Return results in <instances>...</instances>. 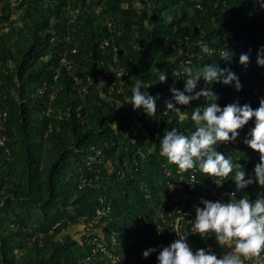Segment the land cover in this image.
<instances>
[{
	"label": "trees",
	"instance_id": "trees-1",
	"mask_svg": "<svg viewBox=\"0 0 264 264\" xmlns=\"http://www.w3.org/2000/svg\"><path fill=\"white\" fill-rule=\"evenodd\" d=\"M255 4L0 0V111L8 115L6 147L0 146V264H158L160 215L185 201L168 182L183 178L187 189L189 179L159 155L160 141L173 127L185 135L194 131L191 111L205 105L203 98L176 105L183 120L164 115L170 89L183 91L185 67L217 63L239 77L242 89L201 80L196 91L210 87L222 108H258L264 13L257 15ZM224 50L230 61L221 58ZM65 54L73 61L70 70ZM241 54L249 56L247 65L240 64ZM155 69L167 72L166 82L158 81ZM136 78L151 85L142 91L159 97L155 116L128 103ZM253 127L254 118L237 141L216 145L242 166L246 179L259 162V153L243 142ZM196 177L189 213H196L191 203L203 207L204 189L214 182L202 173ZM234 191L231 180L218 188L222 200ZM262 191L253 184L237 199L254 201ZM192 242L195 251L211 247L217 258L224 253L214 237L197 234ZM149 248L157 251L145 258Z\"/></svg>",
	"mask_w": 264,
	"mask_h": 264
},
{
	"label": "clouds",
	"instance_id": "clouds-1",
	"mask_svg": "<svg viewBox=\"0 0 264 264\" xmlns=\"http://www.w3.org/2000/svg\"><path fill=\"white\" fill-rule=\"evenodd\" d=\"M201 52L207 54L209 47L201 44ZM179 54H183L182 49ZM221 58L230 61L229 52L224 50ZM239 60L241 65H247L249 56L241 54ZM257 64L264 67V50L258 52ZM183 71L186 75L184 89H170L172 97L171 101L165 103L167 111L164 115L174 113L183 120L185 113L176 105L187 106L201 98L205 105L191 111L190 119L194 122L195 130L188 135L179 132L175 127L165 131L160 141L159 155L165 158L166 164L176 167L178 175L188 173L194 176V173H202L212 177L217 186L231 180L236 191L226 194L229 197L228 202L201 199L203 207H195L196 217L190 228L191 233L198 234L205 240L214 237L222 249L228 250L224 255L217 258L211 247L197 249L193 253L186 242V236L173 230L179 238L159 252L158 264H246L249 261L251 264H264V191L254 201L248 195L237 199V193L250 185L257 184L264 190V98L260 99L256 109L249 104L241 106L238 103H230L222 108L218 104L219 97L210 87L199 91L196 89L203 80L208 86L222 83L225 86H234L236 91H240L242 85L239 77L231 69L220 68L217 63H208L196 70L185 67ZM155 75L160 83L166 82L168 78L166 71L155 69ZM149 87V83L136 78L128 103L134 111L142 108L146 115L155 116L156 99L159 97L154 98L147 91H142ZM253 118L254 127L243 142L259 153V162L246 179L242 166L234 163L231 155L226 157L218 152L216 145L237 141L240 130ZM156 251L155 248H149L144 251L143 256L148 258Z\"/></svg>",
	"mask_w": 264,
	"mask_h": 264
},
{
	"label": "built area",
	"instance_id": "built-area-1",
	"mask_svg": "<svg viewBox=\"0 0 264 264\" xmlns=\"http://www.w3.org/2000/svg\"><path fill=\"white\" fill-rule=\"evenodd\" d=\"M192 1L197 3L202 2V0H192ZM255 13L259 16L264 13V0H256ZM230 40L233 45L242 46L241 50L243 52H248V48L243 46V44L237 43L235 40L232 39V37L230 38ZM73 53H77V49L73 50ZM63 63L70 70L73 61L71 59H68L67 55L65 54V56L63 57ZM7 116L8 115L6 112L0 111V146L2 147H6V142H7V136L5 133H3L4 131L3 122L7 119ZM223 151L226 152L225 149ZM182 183H183V178H180L178 182H171V181L168 182L169 185H172L170 191L172 192L173 190H177V189L181 190L182 195H177L176 197L180 198V196H183L185 201L174 204L172 206L171 213L169 215H165L164 213L160 215V218L164 224V228L161 229L159 233V235L163 238V243L161 249L158 251V254L164 247L169 246L172 242H174L176 239L179 238L177 233H175L173 230H178L181 234L185 235L186 242L190 247L193 244L192 236L197 235L190 232L191 223L194 222L196 213H189L186 211L188 206L187 200L190 199L189 195H191V193H194L197 190L198 180L196 177V173H194V176L189 175V179L187 180V184H188L187 189H185ZM219 187L221 186H217L214 182L208 184L203 192L204 199H208L213 202L217 200L228 202L229 198L227 200H222V198L220 197L218 192ZM191 208L195 209V206L192 203H191Z\"/></svg>",
	"mask_w": 264,
	"mask_h": 264
},
{
	"label": "rangeland",
	"instance_id": "rangeland-1",
	"mask_svg": "<svg viewBox=\"0 0 264 264\" xmlns=\"http://www.w3.org/2000/svg\"><path fill=\"white\" fill-rule=\"evenodd\" d=\"M100 81H101V80H100ZM190 248L192 249V251H195V246H194L193 244L191 245ZM226 251H228V250H227V249H224V253H223V255L225 254Z\"/></svg>",
	"mask_w": 264,
	"mask_h": 264
},
{
	"label": "crops",
	"instance_id": "crops-1",
	"mask_svg": "<svg viewBox=\"0 0 264 264\" xmlns=\"http://www.w3.org/2000/svg\"><path fill=\"white\" fill-rule=\"evenodd\" d=\"M246 264H251V262L249 261V262H246Z\"/></svg>",
	"mask_w": 264,
	"mask_h": 264
}]
</instances>
